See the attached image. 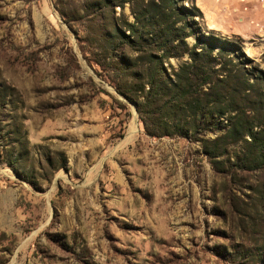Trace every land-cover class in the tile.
<instances>
[{
	"label": "rangeland",
	"instance_id": "374dc122",
	"mask_svg": "<svg viewBox=\"0 0 264 264\" xmlns=\"http://www.w3.org/2000/svg\"><path fill=\"white\" fill-rule=\"evenodd\" d=\"M175 3L0 0V264H264V0Z\"/></svg>",
	"mask_w": 264,
	"mask_h": 264
},
{
	"label": "trees",
	"instance_id": "16d2710c",
	"mask_svg": "<svg viewBox=\"0 0 264 264\" xmlns=\"http://www.w3.org/2000/svg\"><path fill=\"white\" fill-rule=\"evenodd\" d=\"M165 5L171 9L172 6L175 5V10L177 11V14L183 18V20H192L193 17H199L202 19V14L199 12L198 8L195 7V5L192 3L194 9L197 11V15H193L191 13L190 9L184 8L183 6H176L175 0H164ZM172 11V10H171ZM174 14V12H173ZM205 54V55H204ZM201 57H198V56ZM190 59L195 61H202L204 64L198 65L196 69H199L200 72L196 73L194 70L193 73H189L191 76L201 75L202 77V85L205 83H209L210 78L208 76V73L206 69L207 63L212 62L211 57L207 54V52H204L203 54L201 52H195L192 51L190 55ZM188 69V66L183 67L178 71L176 77H177V84L175 87L170 91L173 104H165L163 105V110L165 107H171L174 112L179 113H186L189 112V115H187L188 118H190V123L193 125L194 132L193 134H197V130L195 127L196 121H199L201 123V120L204 118H207L211 116V111L209 108L210 104H218V107L222 103V98L220 92L213 91L212 88H209L206 92H203L204 98L200 99L196 98V94L194 92L190 91V79L185 76L184 77V70ZM209 91L211 93H209ZM235 92V91H234ZM168 103V102H167ZM119 108H124L123 104H118ZM168 105V106H167ZM163 112V111H162ZM219 113V112H218ZM199 116V118H198ZM163 129V128H162ZM147 132L151 136H168L172 135V132H167L166 130H163V132L155 133L151 130L147 129ZM185 133V132H184ZM251 138V144L250 147H246L245 151L235 154L234 158L238 163H240L242 169H253L256 167H261L264 165V140L261 138H257L255 135H250Z\"/></svg>",
	"mask_w": 264,
	"mask_h": 264
}]
</instances>
